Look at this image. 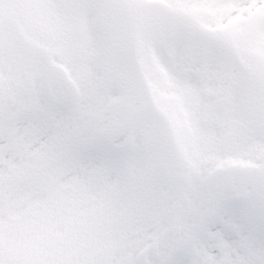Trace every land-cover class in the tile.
I'll return each mask as SVG.
<instances>
[{"label": "snow or ice", "instance_id": "obj_1", "mask_svg": "<svg viewBox=\"0 0 264 264\" xmlns=\"http://www.w3.org/2000/svg\"><path fill=\"white\" fill-rule=\"evenodd\" d=\"M0 264H264V0H0Z\"/></svg>", "mask_w": 264, "mask_h": 264}]
</instances>
